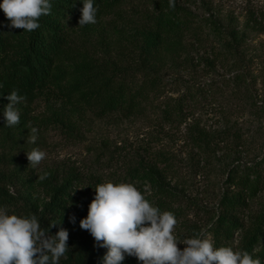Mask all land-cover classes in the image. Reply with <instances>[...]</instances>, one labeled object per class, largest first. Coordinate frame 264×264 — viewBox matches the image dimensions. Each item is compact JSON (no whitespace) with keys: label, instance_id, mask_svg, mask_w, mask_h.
Instances as JSON below:
<instances>
[{"label":"rangeland","instance_id":"1","mask_svg":"<svg viewBox=\"0 0 264 264\" xmlns=\"http://www.w3.org/2000/svg\"><path fill=\"white\" fill-rule=\"evenodd\" d=\"M115 1V8L95 24L81 27L78 21H70L68 34L73 48L103 69L131 72L144 39L124 22L138 27L169 0H109ZM175 4L202 25L204 36L194 48V40L187 39V51L181 55L170 53L161 75L169 97L191 110L188 124L196 119L207 131L222 136V151L208 157L187 144L189 126L164 122L158 102L142 116L99 118L78 97L68 100L57 93L58 88L44 90L33 102L16 106L20 123L13 127L5 126V106L0 103V184L20 204L28 201L42 210L51 195L39 176L48 173L53 181L73 173L81 183H74L68 196L77 214L86 217L96 185L131 184L129 173L136 169L141 174H161L177 196L173 203L176 238L183 242L203 232L219 248L214 231L222 212L221 200L239 190L232 176L250 175L253 180L260 176L264 185V0H175ZM74 76L64 89L71 87ZM33 127L38 129L34 144L27 142ZM235 138H242L240 148ZM33 148L46 153L35 169L26 156ZM133 185L156 206L159 197L150 183ZM263 212L264 190L238 216L249 228ZM79 224L77 219L69 221L50 234L64 228L77 236ZM243 236L241 229L235 230L227 247L241 251ZM178 247L183 250L185 245ZM253 255L258 259L263 255L260 261L264 264V237ZM128 257L133 264H142Z\"/></svg>","mask_w":264,"mask_h":264},{"label":"trees","instance_id":"2","mask_svg":"<svg viewBox=\"0 0 264 264\" xmlns=\"http://www.w3.org/2000/svg\"><path fill=\"white\" fill-rule=\"evenodd\" d=\"M50 2L51 14L42 16L39 20L40 27L33 32L9 27L10 21L0 9V103L6 106L9 103L6 97L14 89L18 90L19 95L26 96L25 101L33 102L44 90L58 88L57 93L64 99L78 97L99 118L109 115L131 118L145 115L158 102L156 107L160 108L164 122L168 125L189 126L187 144L208 157H215L222 151L225 144L222 136L207 131L196 119L188 124L192 116L191 110L181 100L169 97L161 75L168 66L170 53L181 55L187 51V39L194 40L193 48L195 44L200 45L203 41V27L191 14L176 4L174 8H170L168 1L158 8V12L143 19L138 27H132L123 21L126 27L138 30L137 33H141L144 39L143 46L138 47L140 55L137 66L130 72L109 67L103 69L89 55L73 48L68 34V23L79 21L83 0ZM116 2L93 0L98 9L96 19L112 11ZM70 65L74 66V70L69 69ZM71 75H75V80L70 88L64 89L63 85ZM235 140L239 142L237 147L240 148L242 138ZM129 176L131 184L150 183L159 197L155 207L161 211H170L176 217L173 203L177 196L160 177L161 174H141L136 169ZM231 181L239 190L223 196L222 212L216 222L214 238L218 247H227L234 231L241 229L244 236L240 250L247 251L253 259H257L253 252L264 237V212L249 228H245L240 222L238 213L247 209L248 201L262 192L264 185L261 186L263 182L260 176L253 180L250 175L241 178L235 175ZM74 183H81V180L73 173L62 180L54 178L52 181L47 176L42 184L51 198L42 210L28 201L20 204L19 199L0 184V208H5L8 214L18 216L35 214L41 227L45 229L54 222L57 225L50 228L52 233L57 231L55 229L59 225L67 224L69 217L73 215L79 222L85 218L84 215L77 214L71 206L68 193ZM67 243L69 250L65 257L60 258L59 264H100L107 251L106 248L97 246L91 234L82 229L77 236L69 235ZM262 258L263 255H260L259 259ZM133 263L128 256L123 261V264Z\"/></svg>","mask_w":264,"mask_h":264},{"label":"clouds","instance_id":"3","mask_svg":"<svg viewBox=\"0 0 264 264\" xmlns=\"http://www.w3.org/2000/svg\"><path fill=\"white\" fill-rule=\"evenodd\" d=\"M175 7V0H169ZM0 9L10 21L11 28L33 32L40 27L42 16L51 14L50 0H2ZM97 7L93 0H83L79 26L96 23ZM2 86V85H0ZM4 107L6 127L20 123L17 105L26 96L12 90ZM28 143L37 140L38 129L31 128ZM29 165L35 169L46 158V153L33 148L26 153ZM49 174L39 176L43 181ZM95 196L88 206L87 216L80 220V228L88 231L97 246L107 251L100 264H123L125 256L137 258L142 264H261L247 251H234L231 247H214L203 232L180 242L174 235L178 223L170 211L153 206L145 195L130 183L106 182L96 185ZM147 191V189H145ZM75 222V216L69 217ZM41 227L35 214L18 216L0 208V264H59L69 250V233L60 228L55 235ZM185 245L183 250L178 244Z\"/></svg>","mask_w":264,"mask_h":264}]
</instances>
